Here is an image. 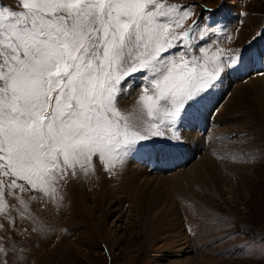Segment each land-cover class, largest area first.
Listing matches in <instances>:
<instances>
[{"label": "snow or ice", "instance_id": "1", "mask_svg": "<svg viewBox=\"0 0 264 264\" xmlns=\"http://www.w3.org/2000/svg\"><path fill=\"white\" fill-rule=\"evenodd\" d=\"M195 7L0 0V264H22L10 239L20 221L36 225L22 234H47L33 199L59 206L70 177L88 176L98 164L115 174L157 138L180 145L186 118L241 67L243 50L220 48L213 40L219 21ZM133 94V104L123 105ZM230 235L251 239L229 256L264 257V236Z\"/></svg>", "mask_w": 264, "mask_h": 264}, {"label": "rangeland", "instance_id": "2", "mask_svg": "<svg viewBox=\"0 0 264 264\" xmlns=\"http://www.w3.org/2000/svg\"><path fill=\"white\" fill-rule=\"evenodd\" d=\"M173 2L195 5L193 11H203L205 18L212 15L219 21L213 36L216 44L226 52H244L241 67L227 72L186 118L196 117L220 91L223 97L206 110L213 117L207 118L208 126L202 124L201 129L211 127L215 120L219 125L197 134L183 129L184 141L178 146L159 138L148 142L140 151L166 150L161 153L163 159L176 153L184 160H156L146 171L148 178L137 180L139 185L152 181L138 196L128 190L132 181L124 172L128 164L115 174L98 164L94 173L70 177L62 183L59 206L33 199L30 209L37 223L47 228V234H22L21 229L36 225L30 220L19 222L10 239L23 252L22 264H264L262 256L249 259L228 255L251 239L230 235L239 229L254 233L257 239L264 236V106L260 108V99L250 91L251 109L233 108L226 116L217 115L233 91L250 90L248 79L264 81V36L257 38L264 30V0ZM2 3L9 5L13 0ZM250 60L256 63L252 71L240 77L241 68ZM232 72L234 82L230 79ZM134 100L135 94L122 103L130 106ZM187 127L190 129L188 123ZM228 128L231 135L219 139L224 142L221 152L212 153L211 145L220 142L210 140L209 133ZM200 137L203 143L196 145ZM204 156L218 158L215 163L220 167L214 174L193 171ZM80 199L88 208L86 212L79 205Z\"/></svg>", "mask_w": 264, "mask_h": 264}, {"label": "bare ground", "instance_id": "3", "mask_svg": "<svg viewBox=\"0 0 264 264\" xmlns=\"http://www.w3.org/2000/svg\"><path fill=\"white\" fill-rule=\"evenodd\" d=\"M246 62L248 63V61H246ZM254 64H256V63H254V60H250V62L248 64H245L243 66V68H241V73L240 74L243 73V75L240 76V77H243L245 75V73L252 71L251 69H252ZM257 71H259V70H257ZM234 72H232L231 75H230V79H231L232 82H234L236 80L234 78ZM259 79L260 78H257L255 80H253V79L252 80H249V79L247 80V83H246L247 85L246 86L247 87L249 86L250 90L243 89V90H245V92H243V90H242L241 93H235L238 90H236L235 92L233 91L229 101L227 102V104L225 106L224 105L222 106V108L220 110L221 113L217 114V115H219L221 117L222 116H226L227 113L230 114V112L232 111L233 108H238L240 110L251 109V107H253V105L251 106V102H249L250 99L248 98V95L249 96L252 95L250 93V91L252 93L256 94L257 98L260 99V102H261L260 108H261L262 105L264 106V81L262 80V78L260 80ZM261 80L263 82H261ZM226 86H228V84ZM239 87H237L236 89H238ZM225 89H222V90H225ZM221 94H222V92H220V91L216 92V94H215L216 96H215L214 100H212L211 102H209L205 106H203L201 108L199 114L195 118H191L190 120H185L184 123L181 126L182 133H183V129L184 130H190L192 132L194 131L195 134L200 133L201 131H203V129H201L202 128L201 125L204 124V126H208L206 119L207 118L208 119H212V117H213V116H211L210 113L208 114L206 110L207 109H212L214 107V102H216L218 99L223 97ZM215 112L217 113L218 111L216 110ZM203 117H205V118L203 119ZM187 123L189 124L190 129H189V127H187ZM217 125H219V121L218 120H215L214 122H212L210 124V126L212 128H215V126H217ZM211 127H207L204 130L208 131V128L211 129ZM229 131H231L229 128H228V130L227 129H225V130L216 129L215 131H212L211 133H209L208 137L210 138V140H214L216 142V140H219V139L221 140V138H224V136L226 137L228 135H231V132H229ZM195 137H196V135H195ZM186 139L188 140V137H186ZM190 139L192 140V138H190ZM220 140H219L220 144L217 143L216 145H214L215 144L214 143V144L211 145L212 147L209 148V150L213 151L212 153H216V152L220 153L221 152V147L224 145V142H222ZM196 145H200L199 140H197ZM230 145L231 144H227V146H226V144H225L226 148L228 146L231 148L232 145L231 146ZM232 150H233V148H232ZM141 155H142V160L144 161V164H143L142 160H140ZM176 158H179L176 153L174 155L170 156L169 159H166V158L163 159L161 157V155L159 154V152L153 151V152H149L148 153V152L140 151L139 153H137V155L134 158H132L130 160L126 170L124 171L125 172V176H127V179L128 180H132V181H130L128 183V190L132 193V195H134V196L137 195L138 196L139 191H142L144 188H146L148 186V182H152V181H149V180L146 179L147 181L143 182L142 185L138 184L139 178H142V177H145V178L147 177L148 178V174L146 175V171L148 170V167L149 166H153L154 162L156 160H162L163 159V160H166L169 163V162H172V161L176 160ZM179 159L181 161H183L184 157L183 158H179ZM217 159L218 158H213V159L212 158H205V156H204L201 159V161H199V163L196 164V166L194 165L196 168L193 167V171H196V170H198L199 172H201V171L208 172L209 171V173L214 174L213 173L214 170L216 168L220 167L219 164L215 163L217 161ZM219 159L220 160H224L223 157H220ZM197 166H199V167H197ZM221 166L227 168V166L224 165V164H222ZM128 168H129V171H128ZM193 174L196 175L195 172ZM137 180H138V182H137ZM153 180H155L154 177H153ZM79 205L81 206V208H82V210L84 212H86L88 210V208H86L87 206L85 205V202H83L81 199L79 201ZM174 242H172V243L174 244Z\"/></svg>", "mask_w": 264, "mask_h": 264}]
</instances>
